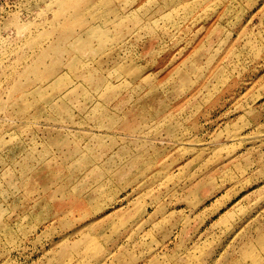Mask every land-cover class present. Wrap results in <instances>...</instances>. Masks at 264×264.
Here are the masks:
<instances>
[{
	"label": "rangeland",
	"instance_id": "obj_1",
	"mask_svg": "<svg viewBox=\"0 0 264 264\" xmlns=\"http://www.w3.org/2000/svg\"><path fill=\"white\" fill-rule=\"evenodd\" d=\"M0 264H264V0H0Z\"/></svg>",
	"mask_w": 264,
	"mask_h": 264
}]
</instances>
